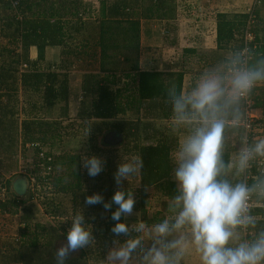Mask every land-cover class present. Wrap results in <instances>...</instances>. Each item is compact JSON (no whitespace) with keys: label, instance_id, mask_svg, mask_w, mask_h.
<instances>
[{"label":"trees","instance_id":"obj_1","mask_svg":"<svg viewBox=\"0 0 264 264\" xmlns=\"http://www.w3.org/2000/svg\"><path fill=\"white\" fill-rule=\"evenodd\" d=\"M13 2H16V5H13ZM170 2L175 5L173 0H99L95 15L84 20L83 12L80 11L82 0H0V81L13 79L14 74L19 72L22 83L41 93L43 110L62 103V113L67 114L68 74L72 70L84 72V61H98L99 70L90 71L86 76L87 87L84 88V77L81 85L83 94L91 91L95 98L89 113L91 117L105 121L119 114H140L143 103L148 100L152 102V108L156 105L160 108L163 118L170 119L166 97L173 89L182 90L184 72L161 73L143 70L140 66V21L162 19L165 15L167 18L171 8L167 3ZM260 2L259 0L257 4ZM257 4L252 7L255 16L252 24H248L249 15L246 13L216 15L218 51L229 50L232 55L239 54L244 46L243 35L247 31L254 37L249 46H256L254 50H250L248 63L254 64L258 59L264 58V21L258 18ZM88 23L92 26L88 38L95 40L92 46L84 45V29L88 28ZM48 46L61 48L56 70L39 69L44 59V48ZM30 47H36L38 51L37 59L32 62H29L27 55ZM185 53L188 56L193 52L186 50ZM21 64L27 65L24 72H20L18 68ZM100 75L103 77L98 78ZM123 79L130 81L129 86L135 91L131 102L119 101L123 94L119 84L123 83ZM262 104L263 99L257 97L255 108L261 107ZM8 127L3 138L0 137V189L5 187L9 192L6 198L0 197V220L16 217L19 220L18 228L15 229L16 235L5 237L6 242L0 241V264H54L55 249L59 241L66 242L67 232L60 225L65 219L58 217L54 205L57 195L71 197L73 212L81 210L85 222L91 226L94 237L91 247L79 249V255L76 258L68 257L66 264H104L108 251L117 246V241L122 243L125 239L134 237L136 233L127 224L129 233L126 236H115L110 230L115 223L110 218V211L115 210L116 206L113 205L110 211H105L100 204L86 205L85 196L99 193L106 198L105 201L110 202L114 189L118 188L133 195L134 211L138 212L144 210L148 201L146 189L157 187L162 191L160 195L168 199L175 192L176 185L171 177L174 168L171 157L176 146V137L164 135L160 128L153 127L152 133H149L140 120L105 127V131L113 130L122 137V142L115 146L119 149L116 150L115 157L118 162H122L124 157L133 156H140L143 161L141 175L135 177L136 181L131 179V184L128 185L127 181L122 180L121 184L117 185L114 180H108L109 183L107 181L114 176L117 168L111 166L113 161L108 160V157L102 158L103 171L96 177H89L82 167L79 151L65 150L67 144L75 141L79 135L84 136V126L82 127L81 123L72 127L69 124L63 126L60 121L24 122L21 124L23 140L19 146L23 157L25 137L41 147L33 149L35 159L40 149L46 150L52 156V174L47 182H39L41 197L36 203H31L28 197L19 198L12 191L19 149L18 141L15 140L14 133L12 134L11 124ZM169 131L173 133V129ZM100 135L89 136L90 140L88 138L87 141L92 140L93 147L87 149L85 155L98 156L102 151L109 153L110 146L103 144L99 139ZM242 135V128H229L226 129L225 139L234 138L238 143ZM147 139L150 143L146 145ZM55 145L57 150L62 151L55 153ZM232 150L224 149L225 161L229 160ZM35 172L37 171L34 170ZM137 179L139 188L135 190L136 194H133ZM253 212L256 215L262 214L259 210ZM47 217L52 219L49 221ZM54 223L57 224L56 227ZM9 224L10 221L7 225ZM261 229H264V221H258L257 230ZM40 231L45 232L44 236Z\"/></svg>","mask_w":264,"mask_h":264},{"label":"clouds","instance_id":"obj_2","mask_svg":"<svg viewBox=\"0 0 264 264\" xmlns=\"http://www.w3.org/2000/svg\"><path fill=\"white\" fill-rule=\"evenodd\" d=\"M261 84L264 58L249 64L236 53L202 70L190 87L169 92L171 126L185 134L171 157L176 188L167 202L168 214L151 226H135L136 235L117 241L104 264H185L192 255L198 264H264V229L257 230L258 216L253 212L254 206L264 205V171L251 183L234 179L264 162V137L249 142L241 136L233 158L224 159L226 129L241 127L240 102ZM81 161L89 177L103 171L104 161L95 155H83ZM142 168L140 156L123 158L114 173L115 183L141 175ZM84 203L101 204L105 211L115 205L110 230L117 237L129 233L124 221L135 205L130 192L118 189L110 202L93 193ZM65 240L55 249L54 264H66L71 253L93 245L91 226L81 210L71 216ZM145 241L151 242L147 248Z\"/></svg>","mask_w":264,"mask_h":264},{"label":"crops","instance_id":"obj_3","mask_svg":"<svg viewBox=\"0 0 264 264\" xmlns=\"http://www.w3.org/2000/svg\"><path fill=\"white\" fill-rule=\"evenodd\" d=\"M98 1V2H97ZM172 2L167 3L170 5V14L166 18V15L163 16L162 19H148L140 21V64L143 70L147 71H156L161 73L168 72H184L182 90L190 87L192 83L195 81V78L202 71L207 69L210 66L217 65L224 61L226 58H230L232 53L228 51H218L216 48V15L219 13H224L227 15L232 14H242L246 13L249 8H251L256 0H173ZM261 2L257 4L256 11L258 14V18L264 21V0H260ZM85 2V0H84ZM93 2H97L99 5V0H95ZM259 2V0H257ZM187 9L188 13L184 14V10ZM92 16V15H90ZM90 18L88 15H84V20ZM88 23V28L84 29V45L88 44L92 46L95 40H90L89 34L91 33L92 26ZM170 27H176L175 31H170ZM170 37L174 40L172 45L165 46L163 45L166 38ZM90 44H89V43ZM92 44V45H91ZM0 46H1V38H0ZM162 46V47H161ZM161 48L160 51L155 50V48ZM1 49V48H0ZM143 50L147 52H152L153 56L144 54ZM186 50H192L193 53L186 56ZM156 51V52H155ZM176 51L173 55V52ZM37 49L36 47H30L27 51L29 62L35 61L37 59ZM60 52L61 48L57 46H48L44 48V59L42 64H40V70H56L60 61ZM155 53V54H153ZM195 60L197 66L191 69L189 68L190 64L188 60ZM1 56H0V65H1ZM153 63V66L149 67L150 63ZM99 62H86L84 61V72H77L72 70L70 74H68V103H67V114H63L61 105L58 104L53 108L42 109V95L40 92L34 91V87L26 86L20 80V73L16 72L14 74V78L8 81L1 82L0 81V137L6 134V129L9 128L11 124L12 134L15 136V140L18 141L17 149L21 145V141L23 140L21 124L28 122H56L60 121L63 126L70 125L72 127H76L81 123L82 127L84 126V145L87 146L86 149L93 147V141H87V139L93 135H100V140L103 139L104 135L109 132H113V130H106L105 127L110 124H120L122 125L124 122L128 121H136L135 117L138 120L145 124V128L149 133H152V128H157L158 122L162 123L164 126L161 129L164 135H169L171 138L176 137L175 143L182 138L185 134L184 130H175L172 128L171 116L170 119H165L162 117L161 112L159 111V107L156 105L155 108H152V102L145 101L143 103V110H140V114H119L115 118L110 120L102 121L101 119H94L91 117L90 110L91 104L95 99L94 96L87 92L83 94L82 91V81L84 77V88L87 87V75L89 72H96L95 70H99ZM21 64L18 68L20 72H24L27 70V65L24 69H22ZM110 68V66H106V68ZM193 71V72H192ZM198 74H193V73ZM96 74V73H93ZM103 75H100L98 78H102ZM123 83L119 84V87L123 90V94L120 97L119 101L125 102L128 100L131 102V98L135 97V91H130L131 85L130 81L124 80ZM101 85V83H100ZM96 86V85H95ZM113 88V87H112ZM127 88V91H126ZM181 90V91H182ZM253 95L255 99L257 97L263 99L264 101V87L258 85L253 89ZM260 105V104H259ZM84 106V109H83ZM263 104L261 107L256 108L257 115H263L262 112ZM100 125L101 127H98ZM159 125V124H158ZM175 130L177 136L171 133L169 130ZM97 130V131H96ZM95 132V134L93 132ZM147 131L145 133L147 134ZM115 132V131H114ZM37 136V135H36ZM151 137V135H146ZM156 138V137H155ZM149 139V138H148ZM145 140V144H149V140ZM25 145V154H21V150L19 149L17 152V169L14 171L13 175L15 178L24 177L30 171V166L28 165V161H32L35 159V152L32 147L33 144H37V148H41L38 143H31L28 140V137L24 138ZM49 143V142H48ZM88 143V145H87ZM54 147H57L56 145ZM224 149H230V146H227V138L225 139ZM116 147H110L109 153L105 151L102 153L99 152V158H107L108 160H112L113 163L111 166L117 167V164L121 163L116 160ZM39 151V150H38ZM87 151L84 148V152ZM101 151V150H100ZM110 151H113L112 153ZM232 154V153H231ZM230 154V159H232V155ZM127 158V157H124ZM118 162V163H117ZM24 171L25 174L21 171ZM104 177V176H103ZM114 177V176H113ZM111 177L107 179V181H112L114 178ZM172 177V175H171ZM9 177H6L8 179ZM173 179V178H172ZM136 181L135 178L132 179ZM123 180V182L127 181L128 185L131 184V181ZM12 181V183H13ZM108 181V183H109ZM115 182V181H114ZM136 185V182H135ZM114 186H116L114 184ZM122 189H127L126 187H121ZM157 188V187H156ZM152 188V189H156ZM151 189V190H152ZM118 190L114 189L113 193ZM161 192V190H160ZM154 197L158 201L160 200V206L156 207L157 204L153 206ZM71 197L68 195H57L55 200L56 212L58 217L63 218L60 225L67 231L70 227V218L74 214V210L72 207ZM106 199L105 197L103 198ZM167 198L160 195L153 196L150 194L148 201L146 202L145 211L147 213L148 219L154 217V220H147L146 224L138 223L137 220L139 213L134 211L133 214L127 218L124 222L131 226L134 231L135 226L144 225L151 226L152 224L159 222L161 219L165 218L168 214L167 211ZM157 203V202H156ZM101 205V204H100ZM115 206V205H114ZM86 211V210H85ZM157 214V216H154ZM86 216L87 213L85 212ZM1 219V218H0ZM16 218H7L5 221L0 220V241L6 242L5 237L7 236H15V229L18 228ZM11 224L7 225L8 222ZM65 242V241H61ZM150 241L144 242V247L147 248L150 245ZM139 257H137L138 262ZM185 264H198V259L195 255L190 256Z\"/></svg>","mask_w":264,"mask_h":264},{"label":"built area","instance_id":"obj_4","mask_svg":"<svg viewBox=\"0 0 264 264\" xmlns=\"http://www.w3.org/2000/svg\"><path fill=\"white\" fill-rule=\"evenodd\" d=\"M254 4H257V0ZM13 5H16V2H13ZM254 7V5L252 6ZM249 8L246 14L249 15L248 24H252L254 22L255 16L253 14V8ZM244 38V46L240 50L239 55L242 59H244L247 63L250 60V50L255 49V45L252 47L249 44L253 41V35L249 32H245L243 35ZM22 69L26 67V65L21 66ZM264 87V84H261ZM254 89V88H253ZM253 91V90H252ZM250 92L245 98H243L240 102L241 104V112H242V136H246L249 142H252L254 139L258 137H264V111L263 115H257L255 113V97L253 92ZM264 107V101H263ZM264 109V108H263ZM32 147L37 148V144H33ZM52 156L49 155L46 150L40 149L37 153V158L32 161H28V165L30 166V171L26 175L27 180V192L24 198H29L31 203H36L39 196L40 187L39 182H47L49 177L52 174ZM34 170L37 172L34 173ZM255 171V172H254ZM261 171H264V162H258L253 164L252 167L248 170L247 174L240 179H245L249 183H251ZM22 174L25 172L22 170ZM6 195V188L2 187L0 189V197L3 199ZM259 210L262 214L257 215L258 221H264V205H256L253 207V211ZM247 236H251V232L246 233Z\"/></svg>","mask_w":264,"mask_h":264},{"label":"rangeland","instance_id":"obj_5","mask_svg":"<svg viewBox=\"0 0 264 264\" xmlns=\"http://www.w3.org/2000/svg\"><path fill=\"white\" fill-rule=\"evenodd\" d=\"M93 1H95V0H85V2H84V0H82V3H83V5H82V7H81V9H80V11L81 12H83L82 14V19H84V15H88L89 17H91L90 15H95V13H96V11H97V9H98V6L99 5H97V2H93ZM84 12H86L85 14H84ZM186 13H188V11H187V9H185L184 10V14H186ZM85 20H88V19H85ZM170 31H175L176 30V27H170ZM164 38H166V41H164V42H162V43H164L163 45H165V46H167V45H169V46H171L172 45V42H174V40L171 38V36L170 37H164ZM162 47V46H161ZM155 48V47H154ZM160 49L161 48H155V50H157V51H160ZM156 52V51H155ZM176 51H174L173 52V55H174V53H175ZM143 53L144 54H149V55H146V56H151V57H154V58H156V56H153L152 55V52H150V51H146V50H143ZM153 54H155V53H153ZM188 63L190 64L189 66V68H191V69H193V68H195V66H197V64H196V62H195V60H188ZM140 64L142 65V62H140ZM150 66L149 67H151V65L153 66V63L151 62L150 64H149ZM193 72V71H192ZM193 74H198V73H193ZM128 89H130V91H132L131 90V88H128ZM255 113H256V111H255ZM126 114H132V113H126ZM257 114V113H256ZM133 116H134V114H132ZM135 117V120H138L137 119V117L136 116H134ZM159 124V125H158ZM158 124L156 125L157 126V128H162L164 125L162 124V123H160V122H158ZM176 131L175 130H173V134L175 135V136H177V134L175 133ZM146 134V133H145ZM144 134V135H145ZM230 136V135H229ZM231 137V136H230ZM230 137H228L227 138V146L229 147L230 146V149L233 151H231V155H232V157L231 158H233V156L235 155V153H236V151H237V149L239 148V147H241V145L240 144H238L235 140H234V138H232V139H230ZM177 144V143H176ZM87 145H88V143H87ZM67 149H65L66 151L67 150H72V149H74V151H79V153L81 154V156H83V155H85L84 154V148H85V150H87L86 148H87V146H85L84 145V136L83 135H79V137L75 140V141H73V142H71V143H69V144H67ZM115 147V146H114ZM58 149V147H55L53 150H56V151H54L55 153L56 152H59L61 149H59V150H57ZM62 151V150H61ZM98 157V156H97ZM229 160H230V158H229ZM230 178H232V177H230ZM238 177H236V178H234V179H237ZM133 185H134V183H133ZM133 188V187H132ZM139 188V181H138V179H137V182H136V186L133 188V194H136V192H135V190L136 189H138ZM145 192H146V194L148 195V196H150V194H152V197L153 196H160V193L162 192H160V190L158 189V188H156V189H146L145 190ZM9 194V192L7 191V189H6V195H8ZM6 195H5V197L4 198H6ZM140 195V194H139ZM133 196V195H132ZM166 198V197H165ZM24 199H26V198H24ZM149 199V198H148ZM167 200H168V198H167ZM138 202V201H137ZM136 202V203H137ZM157 202V203H156ZM155 204H157V206L156 207H159L160 206V200H156L155 199V197H154V202H153V206L155 205ZM146 206V205H145ZM145 206H144V210H140V211H138V213H139V215H138V220H137V222L139 223H144V224H146V222H147V220H154V219H152V217L151 218H149L148 219V216L149 215H147V213H146V211H145ZM40 207V206H39ZM155 207V206H154ZM41 208V207H40ZM41 215V214H40ZM48 218V220L50 221V219H52V218H50V217H47ZM49 221H47V224L49 223ZM46 222V221H45ZM55 227L57 226V224L56 223H54L53 224ZM42 232V235L44 236V234H45V232L43 233V231H40V233ZM251 234H252V232H251ZM45 240V239H44ZM64 243H66V242H61V241H59V243H58V245H57V248L61 245V244H64ZM79 255V250H77V251H75V252H73V253H71L70 254V256H69V258H76L77 256Z\"/></svg>","mask_w":264,"mask_h":264},{"label":"water","instance_id":"obj_6","mask_svg":"<svg viewBox=\"0 0 264 264\" xmlns=\"http://www.w3.org/2000/svg\"><path fill=\"white\" fill-rule=\"evenodd\" d=\"M102 142L104 145L114 147L122 142V137L117 132H109L104 135ZM27 180L24 177L16 178L12 183V191L19 198H24L27 192Z\"/></svg>","mask_w":264,"mask_h":264}]
</instances>
